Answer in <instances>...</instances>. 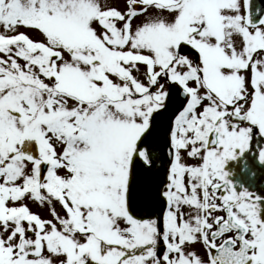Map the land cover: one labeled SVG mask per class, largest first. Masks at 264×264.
Listing matches in <instances>:
<instances>
[{"label": "snow or ice", "instance_id": "snow-or-ice-1", "mask_svg": "<svg viewBox=\"0 0 264 264\" xmlns=\"http://www.w3.org/2000/svg\"><path fill=\"white\" fill-rule=\"evenodd\" d=\"M0 264H264V0H0Z\"/></svg>", "mask_w": 264, "mask_h": 264}, {"label": "flooded vegetation", "instance_id": "flooded-vegetation-1", "mask_svg": "<svg viewBox=\"0 0 264 264\" xmlns=\"http://www.w3.org/2000/svg\"><path fill=\"white\" fill-rule=\"evenodd\" d=\"M238 178H240V177H238Z\"/></svg>", "mask_w": 264, "mask_h": 264}]
</instances>
